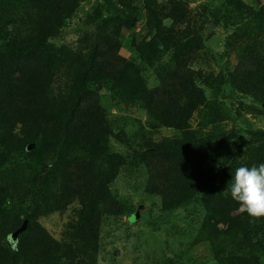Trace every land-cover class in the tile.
Returning a JSON list of instances; mask_svg holds the SVG:
<instances>
[{
  "label": "trees",
  "instance_id": "1",
  "mask_svg": "<svg viewBox=\"0 0 264 264\" xmlns=\"http://www.w3.org/2000/svg\"><path fill=\"white\" fill-rule=\"evenodd\" d=\"M95 2L0 0V264H98L103 223L127 213L110 186L131 161L163 213L193 204L208 213L178 264H198V245L219 264H264V217L235 215L229 185L236 168L264 164V130L246 118L264 121V6L258 26L232 35L249 40L234 69L216 76L194 67L209 24H234L229 12L221 19L181 0ZM226 4L237 17L249 12L242 0ZM76 20L77 40L54 43ZM137 61L161 62L154 88ZM221 87L231 105L248 102L235 113L209 100ZM163 129L174 136L160 138ZM54 214L71 217L63 238L41 223Z\"/></svg>",
  "mask_w": 264,
  "mask_h": 264
},
{
  "label": "rangeland",
  "instance_id": "2",
  "mask_svg": "<svg viewBox=\"0 0 264 264\" xmlns=\"http://www.w3.org/2000/svg\"><path fill=\"white\" fill-rule=\"evenodd\" d=\"M95 1L91 0V3L96 5ZM124 1L123 3L128 5L133 4L132 0ZM158 1L163 3L168 0ZM181 1L189 4L192 9L207 6L213 15L217 14L221 19L228 12L229 15L234 16L230 21L234 24L228 28L224 27V24L223 27L219 28H216L213 23L212 25L209 24L205 32L206 49L202 51L201 58L194 67L196 70H203L204 74L215 73L216 76L221 72L227 74L231 72L238 60V53L235 50L244 49L249 42L247 38L236 42L232 35L237 31H251L260 24V20L254 14L259 13L261 6H264V0H242L244 6L249 10L242 17H237L238 15L234 13L231 5L226 4L227 0ZM140 21V27H143L144 21H146L145 11L141 12ZM241 21L243 23L235 25L236 22ZM73 25L65 29L62 36L53 42L61 45L76 41L78 34L80 35L81 26L78 25L77 20L73 22ZM140 32L141 30L138 29L137 33ZM210 34L212 37H208ZM130 53L126 48L122 50V55L127 58H131ZM136 64L148 87L154 88L157 84L158 69L161 62H155L151 65L145 61H137ZM200 86L202 88L208 87L206 84H200ZM100 94L103 97V106L112 114L118 113L119 111L110 96L104 90H101ZM211 94L208 97L209 100L219 98L226 109L233 108L235 113L240 101L248 102L245 99H238L231 105L232 98L225 87H221V90L217 91L215 95ZM246 118L253 124L254 130H264L263 120L249 115ZM225 125H227L228 130H231L234 124L228 122ZM238 126L242 128L246 126L244 117L238 120ZM160 134V138L174 136V133L168 129L160 130ZM113 144L117 152L126 154L127 148L125 146H120L116 140H113ZM147 179L146 172L134 164V161H131L111 184L110 188L114 196L126 207L127 213L121 218L119 224L112 219L103 223L100 240L101 250L97 256L98 264H178L182 259L181 256L190 252V244L198 236L200 227L208 213L196 204L177 211L163 213L159 199L151 197L145 192ZM242 212L244 211L240 210L235 215ZM70 218L69 214L63 216L54 214L42 219L41 223L46 226L51 234L63 238L67 231L65 226L70 222ZM196 247L198 248L192 253V258L193 256L198 257V264L201 262L202 264H219L212 258L209 247L202 245Z\"/></svg>",
  "mask_w": 264,
  "mask_h": 264
},
{
  "label": "clouds",
  "instance_id": "3",
  "mask_svg": "<svg viewBox=\"0 0 264 264\" xmlns=\"http://www.w3.org/2000/svg\"><path fill=\"white\" fill-rule=\"evenodd\" d=\"M229 185L231 197L239 203L242 211L253 219L264 217V164L236 168Z\"/></svg>",
  "mask_w": 264,
  "mask_h": 264
},
{
  "label": "water",
  "instance_id": "4",
  "mask_svg": "<svg viewBox=\"0 0 264 264\" xmlns=\"http://www.w3.org/2000/svg\"><path fill=\"white\" fill-rule=\"evenodd\" d=\"M27 223L28 221H25L24 224L21 226V228L11 235L12 240H16L19 237V235L27 229Z\"/></svg>",
  "mask_w": 264,
  "mask_h": 264
}]
</instances>
